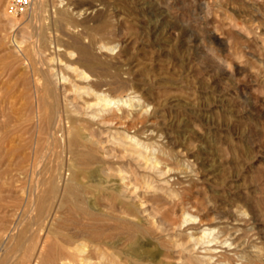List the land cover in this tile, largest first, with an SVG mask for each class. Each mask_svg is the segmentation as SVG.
<instances>
[{
	"label": "rangeland",
	"instance_id": "obj_1",
	"mask_svg": "<svg viewBox=\"0 0 264 264\" xmlns=\"http://www.w3.org/2000/svg\"><path fill=\"white\" fill-rule=\"evenodd\" d=\"M7 4L0 264H185L194 225L237 224L264 252V0H32L17 17ZM68 181L86 213L61 206Z\"/></svg>",
	"mask_w": 264,
	"mask_h": 264
},
{
	"label": "bare ground",
	"instance_id": "obj_2",
	"mask_svg": "<svg viewBox=\"0 0 264 264\" xmlns=\"http://www.w3.org/2000/svg\"><path fill=\"white\" fill-rule=\"evenodd\" d=\"M35 4V3H34ZM38 4V3H37ZM93 13V12H92ZM58 20V19H57ZM85 23V22H84ZM60 26V25H59ZM73 33V32H72ZM68 34V33H67ZM47 40V39H46ZM86 41V40H85ZM99 41V40H98ZM103 41V40H102ZM40 42V41H39ZM46 42V41H45ZM47 43V42H46ZM75 43V42H74ZM52 44V43H51ZM38 45V44H37ZM101 48V47H100ZM104 48V47H103ZM102 49V48H101ZM78 51H79V53H80V58H79V60L80 61H82V63H87L89 66H90V68L92 67V68H94V67H96V66H94L95 64V58L96 57H94V54H92V52H91V50H90V48H89V46H85V45H82V46H80L79 48H78ZM69 55V54H68ZM72 56V55H71ZM77 57V56H76ZM56 60V59H55ZM98 59H96V61H97ZM61 62V61H60ZM62 64V63H61ZM102 66V65H101ZM41 67V66H40ZM74 67V66H73ZM76 67V66H75ZM52 69V68H51ZM76 69H78V68H76ZM100 69H102V68H100ZM99 69V70H100ZM57 70V69H56ZM107 70V69H106ZM102 71V70H101ZM113 71V70H112ZM95 72V71H94ZM42 74V73H41ZM56 77V76H55ZM58 77V76H57ZM62 77V76H61ZM84 78H85V76H83ZM82 77V78H83ZM78 78H80V77H78ZM77 78V79H78ZM86 78H89L88 76L86 77ZM100 79H101V77H100ZM93 80V79H92ZM55 81V80H54ZM60 81V80H59ZM62 81V80H61ZM102 82V81H101ZM36 83V82H35ZM39 83V82H38ZM59 83V82H58ZM71 83V82H70ZM91 83V82H90ZM57 84V83H56ZM99 84V83H98ZM97 84V85H98ZM73 85V84H72ZM45 86V85H44ZM95 86V85H94ZM100 86H106L105 84H102V83H100ZM57 87V86H56ZM59 87V86H58ZM48 88V87H47ZM75 88V87H74ZM43 89V88H42ZM58 90V89H57ZM74 90V89H73ZM107 90V89H106ZM64 91V90H63ZM66 91V90H65ZM76 91V90H75ZM74 92V91H73ZM81 92V91H80ZM98 92H99V90H98ZM98 92H96V94L98 93ZM37 93V92H36ZM66 93V92H65ZM101 93H102V90H101ZM107 93V92H106ZM95 94V95H96ZM105 93H102L101 95H99L98 97H99V99H103L105 102H106V104H104V106L105 107H108V106H110V103H118L119 101H116L115 100V98H110V99H108V97L106 98V94L104 95ZM98 95V94H97ZM104 95V96H103ZM109 96V95H108ZM97 97V96H96ZM57 100H59V99H57ZM34 102V101H33ZM75 102V101H74ZM94 104V103H93ZM97 104V103H96ZM100 105H102V104H100ZM82 106V105H81ZM113 107V106H112ZM102 108V107H101ZM113 109V108H112ZM102 110V109H101ZM100 110V111H101ZM105 110V109H104ZM111 110V109H110ZM107 111H109V110H106V113H107ZM60 113V112H59ZM45 114V113H44ZM122 116V115H121ZM20 117V116H19ZM39 117V116H38ZM104 118V117H103ZM26 119V118H25ZM23 120V119H22ZM68 120V119H67ZM98 121V120H97ZM26 123V122H25ZM57 123V122H56ZM39 126V125H38ZM59 127V126H58ZM95 127V126H94ZM16 131V130H15ZM66 136H68V135H66ZM65 136V137H66ZM45 137V136H44ZM48 138V137H47ZM48 141V140H47ZM4 142V141H3ZM46 143V142H45ZM70 143V142H69ZM78 143V139H76V138H74L73 139V142H72V144H77ZM99 143V142H98ZM36 144V143H35ZM87 144V143H86ZM104 145V144H103ZM34 146V145H33ZM50 146V145H49ZM73 146V145H72ZM52 147V146H51ZM73 147H75V146H73ZM138 147V146H137ZM136 147V148H137ZM34 148V147H33ZM43 148V147H42ZM41 148V149H42ZM36 149V148H35ZM74 149V148H73ZM6 151V150H5ZM52 151V150H51ZM7 152V151H6ZM48 152V151H47ZM36 153V152H35ZM49 153V152H48ZM73 154V153H72ZM85 155V154H84ZM115 155V154H114ZM48 156V155H47ZM23 157H25V156H23ZM45 158V157H44ZM47 158V157H46ZM41 159V158H40ZM23 160V159H22ZM8 162V161H7ZM73 164V163H72ZM34 165V164H33ZM6 167V166H5ZM42 167V166H41ZM64 169V168H63ZM3 170H5V169H3ZM74 170V169H73ZM20 173V172H19ZM80 173V172H79ZM30 175V174H29ZM166 175V174H165ZM32 176V175H31ZM36 176V175H35ZM39 176V175H38ZM73 176V175H72ZM162 176V175H161ZM82 177V176H81ZM32 179V178H31ZM74 179V178H73ZM81 179V178H80ZM44 180V179H43ZM23 181H24V179H23ZM72 181V180H71ZM71 181H68V182H71ZM76 181V180H75ZM80 181V180H79ZM41 182V181H40ZM44 182H45V180H44ZM50 182V181H49ZM48 182V183H49ZM2 183V182H1ZM1 183H0V185H1ZM36 183V182H35ZM48 183L46 184V185H48ZM52 183V182H51ZM50 184V183H49ZM53 184V183H52ZM64 184V183H63ZM167 184V183H166ZM166 184H164V185H166ZM31 185V184H30ZM35 186V185H34ZM49 186V185H48ZM65 186H66V184H65ZM64 186V188H63V193H62V200L60 199L59 200V202L61 203V206H63V204L64 205H67V206H69L70 208H71V210L72 211H81L82 213L84 212V213H86V209H85V207H83V205H81L80 204V197H81V192H82V189H84V188H82L81 189V187L76 183V182H71L68 186H66L65 187ZM50 187V186H49ZM28 188V187H27ZM35 188V187H34ZM44 188V187H43ZM39 189V188H38ZM43 190V189H42ZM34 191V190H33ZM84 191V190H83ZM168 191V190H167ZM38 192V191H37ZM50 192V193H49ZM57 192H58V188L56 187V185L55 184H53V185H51V187L49 188V190L48 191H46V193H49V194H52V195H54V197H55V195L57 194ZM23 193V192H22ZM29 193V192H28ZM169 193H171V192H169ZM12 194V193H11ZM35 194V193H34ZM41 194H45V193H41ZM49 194H48V196H49ZM47 195V194H46ZM47 196V197H48ZM83 196V195H82ZM158 196V195H157ZM176 196V195H175ZM16 197V196H15ZM46 197V198H47ZM61 197V196H60ZM167 197V196H166ZM40 198H41V196H40ZM46 198H45V200L44 201H42L41 202V200H38V201H40L39 202V207H40V205L41 206H44L43 205V202H46ZM27 200V199H26ZM25 200V201H26ZM33 200V199H32ZM55 200V199H54ZM53 200V201H54ZM63 203V204H62ZM5 204V203H4ZM13 204V203H12ZM52 204V203H51ZM83 204V203H82ZM33 205V204H32ZM36 205V204H35ZM146 205V204H145ZM87 206V205H86ZM48 207V206H47ZM31 208V207H30ZM53 208V207H52ZM32 209V208H31ZM30 209V210H31ZM45 209V208H44ZM35 211V210H34ZM45 211V210H44ZM52 211H54L53 209L52 210H50V212L49 213H51ZM158 211V210H157ZM241 211V210H240ZM65 212V211H64ZM12 213V212H11ZM24 213V212H23ZM168 213V212H167ZM240 213V212H239ZM21 214V213H20ZM19 214V215H20ZM87 214H88V210H87ZM93 214V213H92ZM92 214H89V215H92ZM95 214V213H94ZM5 216V215H4ZM21 216V215H20ZM19 216V217H20ZM243 216L244 215H242V214H239V216L238 217H236V218H238L239 220H241L242 218H243ZM33 217V216H32ZM51 217V216H50ZM54 217V216H53ZM64 217V216H63ZM90 217V216H89ZM96 217V216H95ZM185 217V216H184ZM52 218V217H51ZM61 218V217H60ZM181 218V217H180ZM40 219V218H39ZM38 219V220H39ZM63 219V218H62ZM153 219V218H152ZM25 221V220H24ZM28 221V220H27ZM36 221V220H35ZM50 221V220H49ZM162 222V221H161ZM184 222L186 223V224H193V220L191 219V217L189 216V217H187L186 216V218H185V220H184ZM195 222V221H194ZM3 223V222H2ZM23 223V222H22ZM36 223V222H35ZM95 223V222H94ZM166 223V222H165ZM37 224V223H36ZM45 224V223H44ZM148 224V223H147ZM240 224V223H239ZM13 225V224H12ZM43 225V224H42ZM56 225V224H55ZM109 225V224H108ZM166 225H169V223H166ZM231 225V224H230ZM233 225V224H232ZM242 225H243V223H242ZM11 226V225H10ZM45 226V225H44ZM180 226V225H179ZM236 226H238L237 224H236ZM236 226H233V227H231V228H228L227 226H226V228L225 227H223V228H225V229H218L217 227H214V228H204V229H202V227H201V225L200 226H196V225H194L192 228H195L196 230H199V232L197 233V234H192V236H193V238H191V240L189 241L190 242V244L192 245V246H189V248L186 246V247H184V249L185 248H187L184 252H182V253H185L186 255V263L187 264H226V261H224V260H222V259H220V257H222L221 255H219L220 253L219 252H223L226 256H227V258H228V260H229V262H233V263H236V264H261V262H263L264 261V252H263V250L261 249V246H259V247H256L255 246V249L256 250H253V255H249V253H248V246L247 245H249V243H247V241H246V237H248L247 235L248 234H246V236H245V238L246 239H244V236H242L241 234V228H238V227H236ZM19 227V226H18ZM64 227V226H63ZM207 227V226H206ZM167 228V227H166ZM39 229V228H38ZM48 229V228H47ZM55 229V228H54ZM190 229V228H189ZM5 230V229H4ZM170 230H172V229H170ZM194 230V229H193ZM173 231V230H172ZM3 232V231H2ZM9 232V231H8ZM154 232V231H153ZM10 233V232H9ZM14 233V232H13ZM38 233V232H37ZM111 233V232H110ZM183 233V232H182ZM30 234V233H29ZM28 234V235H29ZM31 234H32V232H31ZM30 234V235H31ZM35 234V233H34ZM40 234V233H39ZM190 234V233H189ZM29 235V236H30ZM87 235V234H86ZM101 234H99V233H94L93 235H92V237H97V236H100ZM104 235V234H103ZM176 235H178V234H176ZM244 235H245V233H244ZM32 236V235H31ZM48 236V235H47ZM263 236V235H262ZM43 237V236H42ZM41 237V238H42ZM155 237V236H154ZM191 237V236H190ZM7 238V237H6ZM40 238V237H39ZM49 238V237H48ZM103 238V237H102ZM28 239V238H27ZM32 239V238H31ZM35 239V238H34ZM68 239V238H67ZM250 240H252L251 238H250ZM13 242V241H12ZM26 242V241H25ZM2 243H4V241L2 242ZM6 243V242H5ZM15 243H16V241H15ZM70 243H72V242H70ZM69 243V244H70ZM251 243V242H250ZM26 244H27V242H26ZM1 245V244H0ZM75 245V244H74ZM177 245V244H176ZM58 247H56V248H59V245H57ZM252 246V245H251ZM27 247V246H26ZM37 247V246H36ZM44 248V247H43ZM61 249L63 248V247H60ZM66 248V247H65ZM20 249H21V247H20ZM36 249V248H35ZM42 249V248H41ZM60 249V250H61ZM67 249V248H66ZM95 249V248H94ZM11 250V249H10ZM58 250V249H57ZM56 249H55V251H57ZM62 250H65V249H62ZM97 250V249H96ZM183 250V249H182ZM219 250V251H218ZM221 250V251H220ZM250 250V249H249ZM59 251V250H58ZM71 251V250H70ZM76 251V250H75ZM21 252V251H20ZM39 252V256H38V258H41L42 259V256H43V254L44 253H42V252H44V251H42V252H40V251H38ZM53 252H54V250H53ZM53 252H51V254H53ZM60 252V251H59ZM35 253V252H34ZM79 253H80V251H79ZM99 253V252H98ZM169 253V252H168ZM219 253V254H218ZM33 254V253H32ZM51 254H50V256H51ZM56 254V257L58 258V255L59 254H61V253H59L58 255H57V252L55 253ZM55 254H54V256H53V258L55 257ZM69 254V253H68ZM100 254V253H99ZM38 255V254H37ZM49 256V259L51 258ZM63 256V255H62ZM62 256H59V257H61L62 258ZM184 256V255H183ZM224 256V255H223ZM64 257V256H63ZM92 258V257H91ZM96 258V257H95ZM181 258H183V257H180V259ZM64 259V258H63ZM179 259V258H178ZM184 259V258H183ZM182 259V260H183ZM59 260H61L62 261V259H59ZM58 260V261H59ZM185 260V259H184ZM227 260V261H228ZM56 261V260H55ZM54 261V259H50V261L48 262V263H50V264H56V262ZM86 261V260H85ZM180 261V260H179ZM82 262V261H81ZM8 263V262H7ZM90 263V262H89ZM178 263V262H177ZM185 263V262H184ZM185 263V264H186ZM61 264V263H60ZM230 264V263H229Z\"/></svg>",
	"mask_w": 264,
	"mask_h": 264
},
{
	"label": "built area",
	"instance_id": "obj_3",
	"mask_svg": "<svg viewBox=\"0 0 264 264\" xmlns=\"http://www.w3.org/2000/svg\"><path fill=\"white\" fill-rule=\"evenodd\" d=\"M32 0H8L7 13L11 17H17L27 12Z\"/></svg>",
	"mask_w": 264,
	"mask_h": 264
}]
</instances>
